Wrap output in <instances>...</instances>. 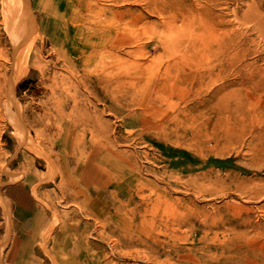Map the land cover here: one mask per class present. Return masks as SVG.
Wrapping results in <instances>:
<instances>
[{
  "label": "rangeland",
  "instance_id": "374dc122",
  "mask_svg": "<svg viewBox=\"0 0 264 264\" xmlns=\"http://www.w3.org/2000/svg\"><path fill=\"white\" fill-rule=\"evenodd\" d=\"M10 4L0 264H264V0Z\"/></svg>",
  "mask_w": 264,
  "mask_h": 264
},
{
  "label": "bare ground",
  "instance_id": "6f19581e",
  "mask_svg": "<svg viewBox=\"0 0 264 264\" xmlns=\"http://www.w3.org/2000/svg\"><path fill=\"white\" fill-rule=\"evenodd\" d=\"M18 2L20 5L23 4V0H18ZM21 10H19V8L16 7L15 5L10 4L8 8V19L5 20L6 23H8L9 20L11 21L10 23L13 32L11 33V36H12V43L14 45V52H13L14 54L12 55L15 61L13 63L14 66L13 76L11 78L5 77L3 79L2 83H0V93H4V92L8 93L10 99H13L11 80H13V82L15 83L17 79L20 77V75L24 74L27 71L28 68L27 54L26 53L24 54L22 47L24 43V38L28 35V33L34 31V26H35L33 19L30 13L28 12L27 8L24 7ZM21 61L22 63L20 65ZM10 110H11L12 118L15 119L17 114L16 111H13L12 109Z\"/></svg>",
  "mask_w": 264,
  "mask_h": 264
},
{
  "label": "crops",
  "instance_id": "0c3cea01",
  "mask_svg": "<svg viewBox=\"0 0 264 264\" xmlns=\"http://www.w3.org/2000/svg\"><path fill=\"white\" fill-rule=\"evenodd\" d=\"M16 187H17V188H21V185L17 184Z\"/></svg>",
  "mask_w": 264,
  "mask_h": 264
}]
</instances>
